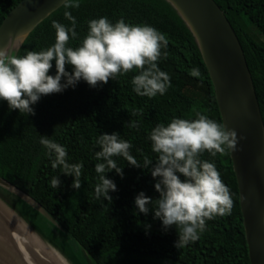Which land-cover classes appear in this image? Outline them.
<instances>
[{
	"label": "trees",
	"instance_id": "obj_1",
	"mask_svg": "<svg viewBox=\"0 0 264 264\" xmlns=\"http://www.w3.org/2000/svg\"><path fill=\"white\" fill-rule=\"evenodd\" d=\"M20 0H0V23ZM225 13L242 46L253 80L264 124V0H215ZM61 5L28 34L17 54L40 51L55 42L56 20L68 27ZM76 19L75 47L88 31L90 19L107 17L112 23L123 18L128 24H148L163 33L167 48L161 49L158 67L169 74L171 86L163 94L149 98L133 91L131 79L139 70L118 75L90 87L80 80L76 86L60 93L41 96L32 105L34 115L10 110L0 100V176L11 183L26 202L37 206L50 225L73 240L80 249L84 264H250L239 202V190L229 152L201 158L213 162L230 189L231 214L206 220L199 238L183 247H175V226L163 229L160 219L153 218L151 206L147 215L140 213L134 198L143 191L158 198L150 168L129 165L116 156L123 178L115 170L105 173L117 191H109L112 200L95 198L99 182L94 165L99 151L96 139L102 133H119L132 144L130 153L143 163L145 156L155 164L157 154L151 150L149 133L158 123L173 118L195 119L201 112L222 123L214 87L190 28L167 0H80L79 8L67 9ZM15 53L16 50L14 49ZM167 56L164 57L163 53ZM49 74H55L52 61ZM198 68L201 75L189 74ZM71 71V66L66 65ZM135 113V114H133ZM136 127H129V122ZM66 148L69 163H82L81 187L74 189L73 177L58 167L53 169L48 150L40 137ZM58 176L61 185L51 187ZM150 226V227H149Z\"/></svg>",
	"mask_w": 264,
	"mask_h": 264
},
{
	"label": "clouds",
	"instance_id": "obj_2",
	"mask_svg": "<svg viewBox=\"0 0 264 264\" xmlns=\"http://www.w3.org/2000/svg\"><path fill=\"white\" fill-rule=\"evenodd\" d=\"M61 4L66 9L64 16L71 21V27L53 20L55 42L51 46L17 54L27 39L29 29L10 33L12 45L0 46V100L7 101L10 110L34 115L32 105L41 96L74 88L80 80L95 88L133 69L139 70L131 79L133 91L139 96L152 98L157 94L163 95L171 86L169 74L157 64L161 49L167 48L168 40L155 27L128 24L123 18L112 23L101 16L88 21L86 35L72 47L69 41L77 38L78 34L76 19L67 9L79 8L80 0H61ZM163 55L166 57L167 53ZM53 60L56 71L50 75ZM66 65L71 66V71L66 69ZM189 74L193 77L201 75L198 68H192ZM195 116V119L173 118L166 125L158 123L152 128L149 139L152 152L157 154L155 164L147 156L143 163L138 162L130 153L132 144L121 139L117 132L102 133L96 139L99 151L95 152V158L100 162L94 165L95 172L99 174V182L94 188L95 198L111 202L109 191H117L115 182L105 176L106 172L115 170L123 178L122 167L113 157H123L129 165L137 168L152 165L149 170L155 179L158 198L153 199L140 191L134 203L145 215L151 206L153 218L160 219L165 231L175 226L177 248L198 239L199 232L205 230L206 220L231 214L233 199L230 189L223 182L216 165L201 156L205 152L216 156L237 151L238 142L244 139L235 129L201 112L197 111ZM136 126V122H129V127ZM39 142L48 150L50 158L54 155L52 168L59 167L62 173L71 175V186L79 189L83 164L69 163L66 148L46 136H41ZM60 185L58 176L51 179L53 189Z\"/></svg>",
	"mask_w": 264,
	"mask_h": 264
},
{
	"label": "water",
	"instance_id": "obj_3",
	"mask_svg": "<svg viewBox=\"0 0 264 264\" xmlns=\"http://www.w3.org/2000/svg\"><path fill=\"white\" fill-rule=\"evenodd\" d=\"M193 33L213 83L222 124L243 140L229 152L239 190V202L250 264H264V124L240 41L215 0H167ZM61 0H20L0 23V46L10 36L29 33L61 6ZM13 48L12 50H14ZM0 185L19 197L0 176ZM0 264H6L0 259Z\"/></svg>",
	"mask_w": 264,
	"mask_h": 264
},
{
	"label": "rangeland",
	"instance_id": "obj_4",
	"mask_svg": "<svg viewBox=\"0 0 264 264\" xmlns=\"http://www.w3.org/2000/svg\"><path fill=\"white\" fill-rule=\"evenodd\" d=\"M0 210L14 213L67 264H83L79 258L81 251L73 240L68 239L64 233H59L58 230L54 229L47 220V216L37 206L26 202L23 198L1 185ZM0 222L6 226L2 218H0ZM11 253L15 260L23 262L17 249H11Z\"/></svg>",
	"mask_w": 264,
	"mask_h": 264
},
{
	"label": "bare ground",
	"instance_id": "obj_5",
	"mask_svg": "<svg viewBox=\"0 0 264 264\" xmlns=\"http://www.w3.org/2000/svg\"><path fill=\"white\" fill-rule=\"evenodd\" d=\"M0 259L6 264H67L14 213L0 210ZM17 249L23 262L15 260L11 249Z\"/></svg>",
	"mask_w": 264,
	"mask_h": 264
},
{
	"label": "flooded vegetation",
	"instance_id": "obj_6",
	"mask_svg": "<svg viewBox=\"0 0 264 264\" xmlns=\"http://www.w3.org/2000/svg\"><path fill=\"white\" fill-rule=\"evenodd\" d=\"M83 263V262H82ZM84 264V263H83Z\"/></svg>",
	"mask_w": 264,
	"mask_h": 264
}]
</instances>
